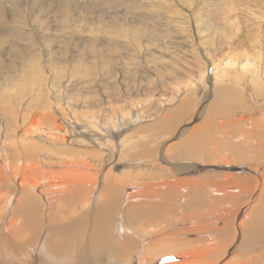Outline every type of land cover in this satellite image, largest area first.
<instances>
[{
    "label": "rangeland",
    "instance_id": "1",
    "mask_svg": "<svg viewBox=\"0 0 264 264\" xmlns=\"http://www.w3.org/2000/svg\"><path fill=\"white\" fill-rule=\"evenodd\" d=\"M251 1L256 16L250 18L247 13L250 10L240 8L239 20L243 29L239 37L233 34L228 38L237 40L235 48L239 46V50L250 55L259 54V62L263 59L259 69L262 71L264 43L254 40V33L249 31L255 30L252 25H264V0ZM233 3L244 4L242 0H0V159L8 158L17 168L21 160L23 165L28 158L33 159L36 152L47 156L48 162L57 165L53 168L57 173L52 171L56 178L50 185L60 184L56 190L45 185L43 189L52 191V194L44 197L31 185L35 182L33 173L17 168L24 180L29 178L22 186L18 180L16 183L15 180L8 182L4 176L1 177L3 186L0 194H10V207H13L10 215L6 214L5 238L0 237V264H52L41 251L43 243L46 245L48 238L60 243L61 232L64 235L60 246L63 253L71 248L72 243H79L82 234L90 237L95 229L94 218L98 219L99 212L106 210L108 197L114 192L121 194L122 191L124 195L129 188L144 185L149 189L152 183L154 186L165 181L194 183L199 180L203 185H214L227 174H234L242 181L252 176L264 178V149L253 148L251 137L250 140L244 139L243 155L234 154L224 146L220 152L213 151L217 148L215 139L221 136L216 127L222 123L226 126L227 121L223 117L220 120L216 118L212 124L216 129L212 133L214 142L205 143L210 142V135L200 136L201 142L197 147L194 142L200 135L195 134L196 131L199 132L203 126H211L207 116L210 111H215L214 107L211 108L216 100L215 80L222 79V86L226 82L223 69L217 77L212 76L217 72L213 73L210 62L219 63L223 57L232 56L223 54V48L219 51L222 44L218 25H227L228 15L224 9ZM195 18L205 19L200 22L202 29L196 28ZM211 25L210 32H207ZM240 62L248 61L241 56ZM248 95L250 100L245 98L244 104H235L232 109L237 111V121L250 119L256 126L254 133L264 135V96L261 98L262 93L253 92ZM248 124H241V129L248 128ZM26 130L32 131L28 137L25 136ZM75 160L85 161L80 164L90 170H79ZM1 166L9 177L5 165L2 163ZM242 168L246 171L243 172ZM71 172L75 173L71 175ZM64 183L68 187L62 186ZM192 185L187 189L189 195L179 199L177 191V196L169 203L166 202L167 187L155 191L151 197L146 196L138 203L143 211L149 213L139 219L143 218V222L138 218L133 222V218H129L133 216L130 213L126 214L125 225L121 224L123 219L119 217L118 209L107 232V236L109 234L113 239L109 241L112 245H106L112 247L109 258H126L130 253L117 252L119 245H126V251H133L127 258L133 264L135 259L137 261L135 246L140 244V239L135 237L125 244L128 232H132L129 237H139L147 235L152 227H162L181 244H205L203 246L208 249L198 253L200 256L194 259L193 264H205L206 261L233 264L234 254L241 251L239 247L248 227L241 228L243 233L240 237L239 233L236 235V229H227L226 221L222 226L213 222L207 224L212 214L208 212L206 215V205L209 206L214 201L212 199H219H210L212 194L202 193L200 189L203 196L200 201ZM57 189L62 193L55 194ZM251 191L253 200L247 194H240L236 201L237 207L243 209L240 218L246 220V224L262 219L258 217L264 213V185L252 186ZM129 204L122 203L125 207ZM217 204L211 207L224 208ZM124 209L121 210L125 215ZM200 213L202 217L197 216ZM111 215L108 213L109 217ZM246 215L248 217L245 218ZM13 219L17 226H14V233H8L6 227ZM196 221L208 230L196 228ZM137 223L142 226L138 227ZM124 226L128 230L124 231ZM223 229L225 231L221 232ZM53 232L55 236L51 238ZM134 232L137 234L133 236ZM163 233L160 235L156 229L147 235L149 237H144L147 239L146 249L151 246L153 250L156 244L157 247L167 245L168 242L163 240L167 236ZM235 236L229 257L221 258V255L210 251L214 245H221L226 238L232 241ZM33 240L28 246V242ZM85 240L86 244L79 245L77 250L81 257L77 264H87V260L89 263L99 256L93 250L91 253L90 243ZM35 247H39L37 259L40 263L25 257L26 248L30 251ZM171 248L177 249L174 244ZM49 253L53 252L49 250ZM152 255L149 264H158L155 259L179 254L172 250Z\"/></svg>",
    "mask_w": 264,
    "mask_h": 264
},
{
    "label": "bare ground",
    "instance_id": "2",
    "mask_svg": "<svg viewBox=\"0 0 264 264\" xmlns=\"http://www.w3.org/2000/svg\"><path fill=\"white\" fill-rule=\"evenodd\" d=\"M242 1L244 2L243 5L241 4L242 6H240V4H234V3L231 4V5H229V6L227 5L226 8L228 7V9L227 10L224 9L225 12L228 15V19L226 21L227 22L226 23L227 25H218V30L221 32V34H219V37H220L219 41L222 44V46L219 48V51H221L222 48H223V50H224L223 51V54L230 53L232 56L223 57L222 60H221V62H219V63L218 62L217 63L210 62L211 63V66H212V69H213V73L214 72H217V73H214V75H212V76L217 77L218 75H220V72H223L224 71L222 73V75L225 77L223 79H225L226 82H224L223 83L224 85L222 86L220 84L222 79H219L218 78L217 80H215V86H217V88H215V91H214L215 92V99L216 100L214 101V104H211V108L213 109V107H214L215 111H213L212 113L210 111V113H208V116H207V119H210L211 120V126L206 125V126H203L199 130V132L196 131L195 134L199 133L200 135L194 141L196 143V144L195 143L194 144L197 147L198 144L200 145V142H201L200 136L203 138L205 135H210L211 136V137H209L210 142L205 141V143H212V142H214V137L212 138L213 130L218 129L217 132L220 133L221 136H219L218 139H215L216 140L217 148L215 150H213V149L212 150L213 151H217V150L219 151V150H222V148L224 146V149H227V148L228 149H231L234 154L235 153L236 154H239L240 153L241 155H243V151L245 150V148L243 146V142H245L244 139L245 140H250V137L253 140V143H251V145L253 144V146H254L253 148H255L257 150L264 149V142H262V141H264V135L261 134L260 132H258L257 134L254 133V131L256 129V126L254 125L255 123L254 122H251L250 119H248V121H246V119H244V118H242L241 121H237V118L239 117V116H237V111L234 110V109H232V106L233 105L240 104V103L242 104L244 102L245 98L247 100H250V99H248V96H249L248 94L250 92H253L255 94L262 93L261 98L264 96V64H263L262 71L259 70V69H261V66H262L261 65L262 64L261 61L263 59L259 62V58H260L259 54L256 55V53H254V54L250 55V53L247 52V51H245V50H239L238 49L239 46H238V48H235V46L237 47V45H236V43H237L236 41L237 40L231 41V39L228 38V36H230V35L232 36L233 34H236L237 37H239V34H240L241 30L243 29V25H241L240 20H239V16H240L239 13L241 12L240 11L241 10L240 8H242V9H246V8L249 9L250 12H247V13L250 14V18L256 16L255 11L253 10L254 7L252 6L253 2L251 0H242ZM238 6H240V7L238 8ZM255 8H259V7H256L255 6ZM242 11L244 12V10H242ZM169 14H172V13H169ZM203 20H205V19H200V18H195L194 19V21H197L196 28L197 27L199 29L201 28L200 22L203 21ZM206 26L207 25H205V27ZM252 26L255 28V30H253V31L250 30L249 33H254V40H257L258 42H263L264 43V25H252ZM211 28H212V25L209 26V28L207 29V32H210V29ZM213 29H214V27H213ZM210 38H213V37H210ZM202 39H204V38H202ZM207 39H209V38L207 37ZM239 41H240V39H239ZM237 52H238V54H237ZM241 56L243 58H245L246 61H248V62H245L244 64L242 62H240V57ZM251 56L253 58H251ZM251 59H253L255 62L251 61ZM240 63H242V65H240ZM237 66H239V67H237ZM236 67H237V69H236ZM254 68H256V69H254ZM222 69H223V71H221ZM246 107L247 106H245L244 109H246ZM62 110L63 109H61V111ZM263 112H264V110H263ZM221 117H223V120L225 119V121H227L226 122V126L224 127L223 126L224 124L222 123V124H220V125L217 126L218 128L216 127V129H215L212 126V124H214V120L216 118L219 119ZM57 118H59V117H57ZM54 122H55V119H54ZM246 122L249 123L247 125L249 127L248 128H244L245 130L241 129V126L240 125L243 124V123H246ZM262 122H264V121H262ZM56 124H59V123H56ZM40 127H42V126H40ZM115 129H116V127H115ZM63 130H65V129H63ZM262 130H263V128H262ZM31 132L29 130H26L25 136L28 137L27 135H29V134L31 135ZM105 137H106V135H105ZM58 138H59V136H58ZM223 139L224 140L226 139V141H224ZM14 140H16V139H14ZM79 140L81 141V139H79ZM79 140H77V141H79ZM234 141L235 142H240L241 144L237 146ZM258 141H261L262 143L259 142V144H258L257 143ZM105 143H106V141H105ZM256 143H257V145H256ZM76 145H78V144H76ZM206 148H207V144H206ZM241 148H243L244 150H242ZM80 154H82V153H80ZM45 157H43L42 154H39V153L36 152L35 153V157L33 159H30L29 160V158H28V160L26 162H24L23 165H22V160H21V163L17 167V168L23 169V171H28L29 174H31V175H32V173L34 174L35 182L33 184H31V185H32L33 189H35V191L39 192V194L40 195H43L44 197L46 195L52 194V191H50V190L49 191H46V190L43 189V187H45V185L49 189L54 188L55 190H56V188H59L60 187V184H54V185L51 184L50 185V183H53L52 179L54 180L56 178L55 177V174L57 172L55 170H53V168L55 166V164H54L55 162H53V164H54L53 165V164H51L50 162L47 161L49 158L47 156H45ZM71 158H73V156H71ZM75 162H77V161L75 160ZM80 162H85V161H78L77 162V165L76 166L79 167V170H85V169L90 170V168H88L85 165L80 164ZM2 163L5 165L6 171L10 174L9 177L2 170V166H1ZM228 164H230V163H228ZM14 166H15L14 163H12L8 158H6V159H0V191H1V187L3 186L2 185V178H1L3 176H4V179L7 180L8 182H12L11 180H15V183H16V180H18L20 186L25 185V183L28 182L29 178L27 180H24L23 177L18 173L20 169H17ZM73 166H75V165H73ZM55 167H57V165ZM98 167H100V165H98ZM247 169H250V168H247ZM123 170H125V169H123ZM242 170H243V172L246 171V169H243V168H242ZM52 171H55L56 173L54 174V172H52ZM81 172H83V171H81ZM72 173H75V172H71V175H72ZM255 173H256V171H255ZM120 174H121V172H120ZM247 175H251V173H247ZM235 176L236 175H234V174H227V175L224 176V179L223 180H219L220 182L219 183H216L214 185H209V184L208 185H203L202 182L201 183L198 182L199 180H196V182H194V183H192V182H189V183H185L184 182V183H182L180 181H177V182H172V181H167L166 182L165 181L164 183L161 182V183H158L157 185H154V186H153V183H152V185H150L149 189H148L147 186H144V185H142V187L135 186L134 188H129V189L125 190L124 195H123L122 191H121V194H120V192H117V193L114 192V194H111L110 193L111 195H110V197H108L109 201H108V203L106 205L107 206L106 207V210L107 211L104 209L105 211H100L99 212V215L98 214H95L96 217L98 215V219L97 218H94V220H96L94 232L91 235L90 234L91 232L89 231L90 232L89 234L92 237L91 236L90 237L87 236L86 233H88V232H85L84 234H86V236L82 234L81 237H80V242L79 243L77 242L75 244V242L73 241L74 243L71 244V248L69 250H66L65 252L62 253V250L60 249V246L63 243L64 235L60 232V243L57 244L56 241H51L48 238V242L46 243V245H44V243H43V247L41 248V251L44 252V255L48 258V260L52 264L57 263L58 261L60 262V264L61 263L62 264H77L78 263L77 260H79V258H81V257H79L80 256V254H79L80 252L78 253L77 250L79 248V245L86 244V240L85 239H87V242L90 243V244H88V246H89V248L91 250V253L98 252L97 256L99 255L96 259H94L92 261H89V263H88V260H87V264H122V263H125V262H126V264H130V261L131 260L128 262L127 258H128V256L131 253H133V251L132 250H130L129 252L126 251V245L125 246H122V247L119 245V249H117V252H120V253H124V252L125 253H128V254L130 253L129 255H127L126 258L120 259L118 257V259H120V260H117L115 258H109V255H111L110 253H111L112 247L109 248L108 247L109 246L108 244L112 245L111 243H109V241H113V239H112V236H109V234L107 236V232L111 229V226L112 225H110V224L114 223V221L116 219V212H118L117 210L119 209V211H120L119 212V217L121 216V218L123 219L120 222L121 224H124L125 225V219H128V217L126 218V214H130V213H132L133 216L132 217H130L129 215H127V216H129V218H133V222H135V221L137 222V220H136L137 218L139 220V219H141L142 216H146V215L149 214L146 211H143L140 208L141 205L138 204L139 202L145 200L146 199L145 198L146 196L147 197H151L154 194H156L155 191L162 190V188L165 189L167 187V191H168L167 194L168 195L166 194V202L169 203L170 200L172 201L177 196V194H176L177 191H178V195L180 196L179 199H183L184 196H185V194L186 195H189V193L187 192V189H189V187H191V185L193 184L192 185V188L196 190L195 191L196 193L193 192L192 195L197 194V196L199 197V200L201 199V197H202V200H203V196H201L202 193H207L208 195H211L212 194L210 196V199H212L213 197H216L217 199H219V200L212 199V200H214L213 202H216V203H213L212 201H211L212 202L211 203L210 201H208L211 204L209 206L206 205V208H205V212L207 211L206 215H208V212L210 213L209 215L212 214L211 217L209 218L211 220H209V222L207 224L213 222L214 225H216V226L217 225L222 226L223 221H226L227 222L226 224L228 226L227 229H229V227L231 228V231H233L234 229H236L237 230L236 235H237V233H239V236L240 237L242 236V233H243L241 231V228H245L246 229L248 227L247 230H246V232H244L243 239H242V243H241V245L239 247L241 251H238L237 250L236 253H235V250L236 249H234V252L233 253H235V254H234V257H233L234 258L233 264H264V216H263L264 213H262L261 217L260 216L258 217V218H262V219L252 220L250 222V224L249 223L246 224L247 223L246 220L245 221H242L243 218H242V220L240 218L243 209L238 208L237 207V204H236V201H238L240 199L239 198L240 194H247L248 195V198L250 200H253V198H254L253 196L254 195H253V191H251V188H252V186L254 188L262 187L264 185V178L263 177H260V179L259 178H253V176L251 175L252 178L251 177H246L247 179H244L242 181V180L238 179ZM78 178L80 180H82L79 176H78ZM255 179L256 180L258 179V181H256ZM78 180H76V181H78ZM54 183H57V182H54ZM90 183H92V182H89L88 184H90ZM64 184H62V186H66L67 183L65 185ZM249 184H251V185L249 186ZM146 185H148V183ZM81 186H84V185H81ZM66 187H68V186H66ZM93 188H95V186ZM110 188H112V187H110ZM41 189H42V191H41ZM78 189L80 191V188H78ZM200 189L203 191L202 193H200ZM140 190H142V191H140ZM43 191H44V193H42ZM10 192H12V191H10ZM88 192H90V191H88ZM110 192H112V191L110 190ZM60 193H62L61 189H57V192L55 194H60ZM67 195H69V194H67ZM208 195H207V197H208ZM59 196H61V195H59ZM55 197L56 196H54V198ZM207 197H205V198H207ZM11 198H12V196L10 194H8V195H6V194H2L1 195L0 194V203L3 204V206H0V237H2L4 235V233H5L4 226H5V224L8 221V217H7L6 214H9L10 215L11 207H13V206L10 207V205H11ZM76 198H78V197H76ZM76 198H74V199H76ZM80 198H83V197H80ZM89 198H91V197H89ZM62 199H64V198H62ZM205 200H207V199H205ZM92 201H93V199H92ZM123 202L124 203L130 202V204L129 205H126V207H125L124 205H122ZM131 203H133L135 206L133 204H131ZM167 203H165V204H167ZM217 203L222 204L224 208L216 209L214 207H211V205L212 206L218 205ZM108 204H109V206H108ZM199 204L200 203H197L198 206H199ZM207 204H209V203H207ZM102 205H104V204H102ZM195 205L196 204L194 203V206L193 207H195ZM122 206H124L125 209ZM121 209L122 210L124 209L125 215H124V213L122 212ZM193 209L194 208H192L191 210L194 211ZM251 209H253V208H251ZM98 210H99V207H98ZM157 210H159V209H157ZM97 212L98 211H96V213ZM110 212H111L112 215L109 217L108 216V213H110ZM150 212H153V211H150ZM200 212L203 213L202 211H200ZM261 212H263V211H261ZM201 213L199 215H197V216H201ZM151 214L153 215L155 213H151ZM157 214H160V213H156V215ZM203 214H205V213H203ZM91 215H93V213ZM153 216H155V215H153ZM205 216H204V219H205ZM89 217H90V215H89ZM91 217H93V216H91ZM113 217H114V219H113ZM246 217H248V216L246 215L245 218ZM121 218H119V220ZM229 218L231 220H228ZM239 218H240V221H239ZM258 218H256V219H258ZM85 219H87V218H85ZM89 219H92V218H89ZM110 220H111V223H110ZM119 220H117L118 221L117 224H119ZM85 221H87V220H85ZM139 221H142L143 222V218H142V220H139ZM202 221H203V219H202ZM88 222H90V221H88ZM77 224H79V223L77 222ZM207 224H205V225H207ZM194 225H195V227L196 226L201 227L200 228L201 230L202 229H204V230L207 229L204 226V224H203V226H201V224H199L197 221L194 223ZM14 226H17V221L13 219V220H11L10 224L6 227V229L8 230V233H14ZM127 226H129V224ZM140 226H142V225H140ZM140 226L138 224V227H140ZM142 228H144V227H142ZM2 229H3V231H2ZM123 229H124V231L125 230H128V228L126 229L125 226H124ZM156 229H157V232L159 234L162 233V232H164V233L167 232V230L164 231V229L162 227L161 228L160 227H157L155 229L152 227V228H150L146 232L147 235H149V233H151V232H155ZM69 230L70 231L72 230V225H70ZM77 230H78V228H77ZM133 231H135V230H133ZM141 231H143V230H141ZM189 231H191V230H189ZM224 231H225V229L221 230V232H224ZM130 232H128V233L131 235L132 232L131 233ZM197 232H199V231H197ZM142 233L144 234V231ZM186 233H188V232H186ZM53 234L54 235L50 234V235H52L51 238L55 236V233L54 232H53ZM129 234H128V237L124 238L125 244L128 243V242L129 243L132 242L133 238L136 239L135 237H137V238L140 239V241H139L140 244L138 245L140 247V249L138 248L137 245L135 246L136 247V252H135L136 255H135V258H137V261L135 259V261L133 262V264H149L148 262L149 261L151 262V260L153 259V255L152 254H154L156 252L159 253V252H166V251H172V250L177 251V253L179 254L178 256L175 255L178 258H175V256H174L175 261L167 262V263H161V260L164 259V258H159V259H155L156 260V263H158V264H193L192 262L195 261L194 259H197L200 256L198 253H200V252H202L204 250L206 251L208 249L205 246H203L205 244H200V246L199 245L192 246L193 244H189V245L188 244H181L180 241L177 242L172 237H170L172 233L171 234L165 233L164 236H167V238H165L163 236L164 237L163 240H166L168 242V244L165 245V246H161V247H157V244H156L155 247L153 246L154 247V248H152L153 250H151V246L146 249L147 239L146 238L144 239V237H146L147 235H145V236H140L139 235V237H138V236L135 235L137 233L134 232L133 236L134 235L135 236L134 237H129ZM201 234H203V233H201ZM160 235H162V234H160ZM198 235H196V236H198ZM147 237H149V236H147ZM3 238H5V237L3 236ZM6 238H9V237L6 236ZM127 239H129L130 241L127 240ZM227 239L228 238H226L225 241H224V243H222L221 245H214V247H211L210 251H212V253H216V255H221V258L229 257L231 255V253H232L231 246H232L233 242L236 241V236H235V239H233L232 241H227ZM198 240H200V239H198ZM33 242H34V240L31 241L30 243L28 242L27 245L30 246V244H32ZM167 242H164V244H166ZM192 243H194V242H192ZM164 244L160 243V245H164ZM173 244H174V246L176 245L177 249H172L171 248V246ZM99 245H101V246L99 247ZM106 245H108V246H106ZM51 246H54V247L51 248ZM38 248L39 247L32 248V250H30V251L26 248V256L25 257L27 259H33L34 262L37 261L38 263H40L41 261L39 260V258L37 259V255H38V251H39ZM84 249L87 250V248H84ZM49 250L52 251L53 253H49ZM92 250L94 252H92ZM151 251H155V252H151ZM82 252H85V251H82ZM145 252H146V254H145ZM23 253L25 254V252H23ZM53 254H54V256H52ZM81 254L83 255V253H81ZM91 255H93V257H94V254H91ZM150 255H152V257ZM85 256L87 257V255H85ZM148 256H150V258H148ZM168 258H171V257H168ZM87 259H88V257H87ZM153 262H154V260H153ZM205 264H211V262L210 261H206Z\"/></svg>",
    "mask_w": 264,
    "mask_h": 264
},
{
    "label": "water",
    "instance_id": "3",
    "mask_svg": "<svg viewBox=\"0 0 264 264\" xmlns=\"http://www.w3.org/2000/svg\"><path fill=\"white\" fill-rule=\"evenodd\" d=\"M172 261H175L174 257L164 258V259L161 260V263H167V262H172Z\"/></svg>",
    "mask_w": 264,
    "mask_h": 264
}]
</instances>
